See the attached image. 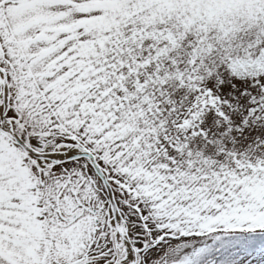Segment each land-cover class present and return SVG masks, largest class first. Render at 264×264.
Returning a JSON list of instances; mask_svg holds the SVG:
<instances>
[{"label": "snow or ice", "instance_id": "1", "mask_svg": "<svg viewBox=\"0 0 264 264\" xmlns=\"http://www.w3.org/2000/svg\"><path fill=\"white\" fill-rule=\"evenodd\" d=\"M0 264H264V0H0Z\"/></svg>", "mask_w": 264, "mask_h": 264}]
</instances>
